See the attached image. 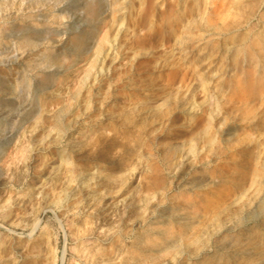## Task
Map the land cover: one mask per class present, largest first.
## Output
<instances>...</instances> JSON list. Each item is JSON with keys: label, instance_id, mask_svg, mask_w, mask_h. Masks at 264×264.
Here are the masks:
<instances>
[{"label": "rangeland", "instance_id": "374dc122", "mask_svg": "<svg viewBox=\"0 0 264 264\" xmlns=\"http://www.w3.org/2000/svg\"><path fill=\"white\" fill-rule=\"evenodd\" d=\"M262 40L264 0H0V264H264Z\"/></svg>", "mask_w": 264, "mask_h": 264}, {"label": "bare ground", "instance_id": "6f19581e", "mask_svg": "<svg viewBox=\"0 0 264 264\" xmlns=\"http://www.w3.org/2000/svg\"><path fill=\"white\" fill-rule=\"evenodd\" d=\"M98 12H99V8H98V6H97V4H95V5H91V6H89L88 7V13H89V15H90V17H92V18H94L96 15H98ZM261 41V40H260ZM264 40H262V42H263ZM30 41H28V40H25L23 43L24 44H28ZM92 67H94V65L92 66ZM32 247V246H31ZM38 248V246L37 245H33V250L34 249H37ZM32 249V248H31Z\"/></svg>", "mask_w": 264, "mask_h": 264}]
</instances>
